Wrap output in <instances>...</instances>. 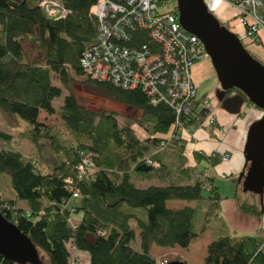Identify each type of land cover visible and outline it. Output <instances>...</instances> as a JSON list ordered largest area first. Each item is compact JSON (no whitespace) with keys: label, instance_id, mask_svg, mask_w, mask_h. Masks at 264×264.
<instances>
[{"label":"trees","instance_id":"trees-1","mask_svg":"<svg viewBox=\"0 0 264 264\" xmlns=\"http://www.w3.org/2000/svg\"><path fill=\"white\" fill-rule=\"evenodd\" d=\"M36 1L0 0V110L25 121L32 135L47 137L60 158L43 172L33 159L11 147V135L0 130V172L9 175L13 195L0 197V214L50 264H77L71 249L86 251L87 264H154L149 253L152 245L184 249L208 229L212 236L204 248L203 264H264V239L226 227L218 213L221 196L213 179L181 163L172 169L163 162L160 151L168 145L178 148L179 156L183 149L175 134L173 110L164 103L152 105L138 88L124 89L84 76L79 58L95 36L89 8L96 0H59L69 12L54 19L46 17ZM26 42L40 51L39 57L28 58L22 46ZM52 75L61 86L51 82ZM79 76H84V87H94L117 103L139 110L140 116L118 126L114 112L81 105L69 85ZM230 91L238 92L224 90ZM60 95L61 104L55 109L53 102ZM40 112L60 118L70 136L67 143L61 145L48 133L37 119ZM203 116L202 109L193 108L178 121L190 126ZM132 123L143 130V137H135ZM168 131L169 137L164 136ZM80 154L88 157L92 171L77 180ZM208 156L211 166L220 160V155ZM140 164L150 169H137ZM66 177L74 188L64 181ZM134 177L159 184L142 187ZM75 189L78 195L72 197ZM168 200L195 203L172 209L166 206ZM236 203L244 214L264 213V205L261 210L244 198ZM75 214H79L77 220ZM136 234L138 248L130 244ZM0 264L15 263L0 256Z\"/></svg>","mask_w":264,"mask_h":264},{"label":"built area","instance_id":"built-area-1","mask_svg":"<svg viewBox=\"0 0 264 264\" xmlns=\"http://www.w3.org/2000/svg\"><path fill=\"white\" fill-rule=\"evenodd\" d=\"M222 1L232 12L229 30L241 42L256 43L260 32L264 34V0ZM36 5L48 18H64L69 12L59 0H37ZM89 14L95 19V36L79 58L84 76L124 89L138 88L152 105L166 104L179 131L214 124L206 101L195 103L190 77L192 64L207 55L197 37L180 26L176 0H96ZM193 108L202 109L204 116L184 126L178 117ZM228 157V152L220 153V160ZM91 171L88 157L80 154L76 179L87 178ZM64 181L73 186L69 177ZM77 195L73 190L72 197Z\"/></svg>","mask_w":264,"mask_h":264},{"label":"crops","instance_id":"crops-1","mask_svg":"<svg viewBox=\"0 0 264 264\" xmlns=\"http://www.w3.org/2000/svg\"><path fill=\"white\" fill-rule=\"evenodd\" d=\"M205 2L220 23L226 25L231 30L234 21L229 6L227 5V7L222 0H205ZM263 42L264 34L260 32L259 40L255 45L263 47L264 49ZM252 51L255 52L257 56L259 55L261 61H264V56L258 53V50L252 48ZM212 71L213 69L208 58L197 60L192 64L190 67V77L195 86V91L198 85L196 82L202 80L205 76L209 77L214 74V71ZM194 96H196L195 92ZM201 96L199 101L195 100V103L201 105L203 99L206 101L208 111L214 119V124L212 126L190 127L189 131L185 133L175 130L177 138H179L183 144V149L180 154L181 166L195 168L198 171L201 170L204 175L211 177L214 183L216 176L230 178L231 183L224 185V194L219 193L221 196L218 201V213L220 217L230 231H234L238 234L252 235L262 240L264 239V213L259 215H248L242 213L238 209L236 201H242L245 192L240 190V184L237 180H234L235 178L237 179L238 173L246 167L242 155L246 129L253 120L261 116L262 111L249 105L245 100L237 98L234 91L229 94L222 92L217 80L216 84L206 93L201 94ZM170 129L173 132V129ZM5 132L10 134L9 131ZM170 134L171 131H168L164 136L169 137ZM222 152H228L229 157L226 160H219L217 164L211 166L209 164L208 155H216L218 157ZM196 155H198V157H196ZM204 156H206V158ZM178 166H180V164H178ZM51 167L52 166L48 169ZM42 171L46 172L47 169ZM132 180L142 187L148 184H159L152 179L146 180L134 177ZM12 196L13 195L10 193L9 198H12ZM18 203L23 204L22 202ZM262 203L264 205V191ZM166 206L174 209L182 206H189V203L187 204L185 201L181 200H168L166 201ZM197 238L192 239L188 247L182 250H187L190 244ZM184 261H187L186 257Z\"/></svg>","mask_w":264,"mask_h":264},{"label":"water","instance_id":"water-1","mask_svg":"<svg viewBox=\"0 0 264 264\" xmlns=\"http://www.w3.org/2000/svg\"><path fill=\"white\" fill-rule=\"evenodd\" d=\"M177 19L201 42L222 92L236 89L237 98L262 111L247 127L242 147L246 167L237 175L242 192L258 197L264 191V64L254 58L238 37L207 8L204 0H176ZM137 169H150L140 164ZM0 256L15 264H42L32 241L0 214ZM163 264H185L170 260Z\"/></svg>","mask_w":264,"mask_h":264},{"label":"rangeland","instance_id":"rangeland-1","mask_svg":"<svg viewBox=\"0 0 264 264\" xmlns=\"http://www.w3.org/2000/svg\"><path fill=\"white\" fill-rule=\"evenodd\" d=\"M232 27L233 25L231 26V28ZM242 43L245 49L257 59H260V57L252 51V48L258 50V53L264 56L263 47L256 46L255 43ZM22 46L29 59L39 57L40 51L36 50L33 47V43L26 42ZM83 79L84 76L74 77L73 80L69 83L74 96L81 105H84L85 107L96 112H114L118 126L126 123H131L133 120L137 119L140 116L139 110L128 108L122 104L117 103L94 87H84L81 84V81ZM51 82L54 85L61 86L55 75L51 76ZM196 83L198 85L195 91V100L199 101L200 97H202L201 94L206 93L216 84V78L214 77V74H212L209 77L205 76L202 80H199ZM62 92L65 94L66 90L63 89ZM61 100L62 96L60 95L53 102V106L55 107V109L59 107V105L61 104ZM37 119L47 128L49 134L56 137L58 143L64 145L69 141V133L56 114L46 115L45 113L40 112ZM130 127L132 128L135 137L141 138L144 136L143 130L136 124L132 123ZM0 130L9 131L13 139L10 142V146L17 149L25 158L33 159L42 170H49L48 168L50 166L56 165L58 163L60 154L54 152V150L51 148L49 139L45 136L38 137L37 135H32L29 131H27L26 122L21 120L20 118L8 115L0 110ZM1 147H3V144H0V148ZM177 149L178 148H174V146H171L170 144L165 149L160 151V153H162L161 155L163 162L169 168L174 169L176 167L175 165L181 163L180 156L178 154L179 151ZM228 183H231L230 178L224 176H216L215 178V185L218 188V192L221 194H224V185H227ZM239 188L241 190V187ZM10 190L9 175L6 172H0V197L9 198ZM244 199L249 202H253L255 204V207H258L257 196L249 192H245ZM194 203L195 202L191 201L189 202V205L192 206L194 205ZM78 218L79 214L73 215L74 220H77ZM211 236L212 231L206 230L201 236L195 239L192 244H190L187 250H182V248L177 247L162 248L152 245L149 253L154 258V264H162L170 260L183 261L185 260V257L187 258V261L185 262H187L188 264H203L202 259L204 255V248L206 243L211 239ZM130 244L131 246L138 248L137 234L135 235L134 240L130 242ZM37 254L44 264H50L48 258L40 250H37ZM70 255L72 258L77 259V264L88 263V254L86 251L71 249Z\"/></svg>","mask_w":264,"mask_h":264},{"label":"flooded vegetation","instance_id":"flooded-vegetation-1","mask_svg":"<svg viewBox=\"0 0 264 264\" xmlns=\"http://www.w3.org/2000/svg\"><path fill=\"white\" fill-rule=\"evenodd\" d=\"M204 3H205V5L207 6V3L205 2V0H204ZM208 8V7H207ZM209 9V8H208ZM210 10V9H209ZM222 24V23H221ZM224 25V24H223ZM227 29H229L226 25H224ZM243 44V43H242ZM249 52V51H248ZM250 53V52H249ZM252 55V54H251ZM253 56V55H252ZM254 58H256L255 56H253ZM257 59V58H256ZM257 60H259V61H261L260 59H257ZM263 64H264V61H261ZM231 92H233V91H230V92H227V93H225V94H229V93H231Z\"/></svg>","mask_w":264,"mask_h":264}]
</instances>
